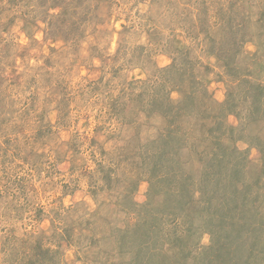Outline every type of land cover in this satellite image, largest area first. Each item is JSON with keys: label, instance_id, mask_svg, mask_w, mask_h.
I'll list each match as a JSON object with an SVG mask.
<instances>
[{"label": "rangeland", "instance_id": "obj_1", "mask_svg": "<svg viewBox=\"0 0 264 264\" xmlns=\"http://www.w3.org/2000/svg\"><path fill=\"white\" fill-rule=\"evenodd\" d=\"M35 261L264 264V0H0V264Z\"/></svg>", "mask_w": 264, "mask_h": 264}, {"label": "trees", "instance_id": "obj_2", "mask_svg": "<svg viewBox=\"0 0 264 264\" xmlns=\"http://www.w3.org/2000/svg\"><path fill=\"white\" fill-rule=\"evenodd\" d=\"M195 100L193 99L192 100V103L190 104V103H186V105H188V108H193V106H195ZM168 134V132L167 131H162V133H160V135L162 136L161 138H160V140H162V143L163 142H167L168 141V136L169 135H167ZM46 252H50V250H46ZM35 263L37 264L38 263V261H35ZM39 264V263H38Z\"/></svg>", "mask_w": 264, "mask_h": 264}]
</instances>
